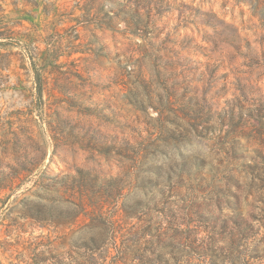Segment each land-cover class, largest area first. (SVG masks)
Here are the masks:
<instances>
[{"label":"rangeland","instance_id":"rangeland-1","mask_svg":"<svg viewBox=\"0 0 264 264\" xmlns=\"http://www.w3.org/2000/svg\"><path fill=\"white\" fill-rule=\"evenodd\" d=\"M213 231L204 264H264V0H0V264H196Z\"/></svg>","mask_w":264,"mask_h":264},{"label":"trees","instance_id":"trees-1","mask_svg":"<svg viewBox=\"0 0 264 264\" xmlns=\"http://www.w3.org/2000/svg\"><path fill=\"white\" fill-rule=\"evenodd\" d=\"M263 226V225H262ZM220 232L213 231L209 232L204 238H200L197 235H189L191 238V248L193 251L199 254V263L196 264H204L207 262V257L211 256L212 252H218V250H222L223 246H221V242H223V237H221ZM237 235V236H236ZM230 238L232 242L235 244L236 248H240L243 250V253L249 249L250 242L249 239L252 238V234L248 233L245 230L240 231V235L238 233H231ZM255 255H252V258H262L264 257V247H259V244L254 242ZM253 248V249H254ZM211 252V253H210ZM251 254V253H250ZM119 260H122L126 263V257L124 255V251L120 250V255L118 256ZM212 264V263H211Z\"/></svg>","mask_w":264,"mask_h":264}]
</instances>
